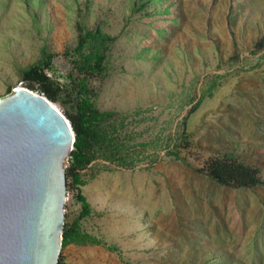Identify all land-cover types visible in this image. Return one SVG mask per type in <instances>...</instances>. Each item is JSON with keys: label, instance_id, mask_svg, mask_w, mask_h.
<instances>
[{"label": "rangeland", "instance_id": "374dc122", "mask_svg": "<svg viewBox=\"0 0 264 264\" xmlns=\"http://www.w3.org/2000/svg\"><path fill=\"white\" fill-rule=\"evenodd\" d=\"M81 28L116 39L77 52ZM49 55L56 105L88 98L113 138L80 171L91 214L73 189L65 204V224L102 243L71 242L64 264H264V184L195 170L213 152L264 161V0H0V97ZM185 126L187 162L169 154Z\"/></svg>", "mask_w": 264, "mask_h": 264}, {"label": "water", "instance_id": "95a60500", "mask_svg": "<svg viewBox=\"0 0 264 264\" xmlns=\"http://www.w3.org/2000/svg\"><path fill=\"white\" fill-rule=\"evenodd\" d=\"M74 141L46 95L15 85L0 97V264H58Z\"/></svg>", "mask_w": 264, "mask_h": 264}, {"label": "trees", "instance_id": "16d2710c", "mask_svg": "<svg viewBox=\"0 0 264 264\" xmlns=\"http://www.w3.org/2000/svg\"><path fill=\"white\" fill-rule=\"evenodd\" d=\"M79 35L80 38L76 47L77 52H81L92 39L99 42L100 47L106 44L108 45L116 39L115 35L111 36L106 34L101 28H97L96 30H82ZM260 41L257 45H259ZM105 56V52L98 49L92 55L86 57V64L92 70L99 72L103 69ZM50 62L51 56L49 55L46 60H40L33 64L23 72V79L27 87L32 90H37L39 93L46 95L50 100L57 102L59 99V87L55 85V82L45 70L47 67H50ZM199 105L200 101L195 106H192L189 114L194 112ZM64 113L70 120L75 133L74 148L69 157L71 160L70 167L66 170V184L68 188L74 190V197L81 203V218L91 214L92 210L85 195L80 191L79 185L82 183L80 171L94 160L96 147L102 144L103 141L112 142L113 138H106L105 132H101V129H99V120L103 119L104 114L96 110L88 98L82 99L76 112L65 110ZM191 135L185 126L180 142L176 144L174 149L169 151V154L175 155L178 159H184L180 155L177 147L190 149L193 145ZM195 157L198 159L200 155L196 154ZM184 161L187 162L185 159ZM195 170L198 173L205 174L219 185L233 189L244 187L253 188L264 184V161L258 164H252L243 159L242 156L233 152H213L204 157L202 165L196 167ZM74 241L82 244L102 243L101 240L82 232L76 223H66L63 231L62 247ZM109 248L115 249L114 246H109ZM58 264H64L62 255Z\"/></svg>", "mask_w": 264, "mask_h": 264}]
</instances>
